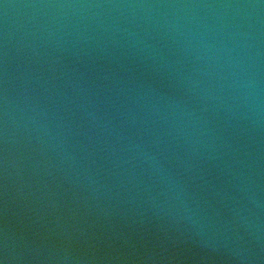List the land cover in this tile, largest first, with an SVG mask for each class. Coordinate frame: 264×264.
Listing matches in <instances>:
<instances>
[{
  "label": "water",
  "instance_id": "1",
  "mask_svg": "<svg viewBox=\"0 0 264 264\" xmlns=\"http://www.w3.org/2000/svg\"><path fill=\"white\" fill-rule=\"evenodd\" d=\"M0 264H264V0H0Z\"/></svg>",
  "mask_w": 264,
  "mask_h": 264
}]
</instances>
